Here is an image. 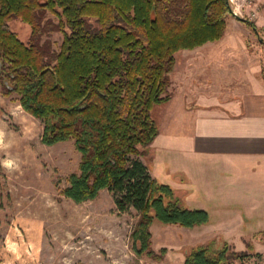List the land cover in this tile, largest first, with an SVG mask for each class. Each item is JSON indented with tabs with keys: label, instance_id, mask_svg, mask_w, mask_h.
Returning <instances> with one entry per match:
<instances>
[{
	"label": "trees",
	"instance_id": "obj_1",
	"mask_svg": "<svg viewBox=\"0 0 264 264\" xmlns=\"http://www.w3.org/2000/svg\"><path fill=\"white\" fill-rule=\"evenodd\" d=\"M232 14L229 0H0L2 93L42 122V144L74 141L80 164L66 198L83 204L107 190L120 213H138V255L152 252L155 221L193 229L209 220L182 207L142 159L173 96L176 53L222 39ZM16 20L31 28L27 44L11 29ZM49 31L63 35L57 51L41 44ZM206 251L184 264H221Z\"/></svg>",
	"mask_w": 264,
	"mask_h": 264
},
{
	"label": "rangeland",
	"instance_id": "obj_2",
	"mask_svg": "<svg viewBox=\"0 0 264 264\" xmlns=\"http://www.w3.org/2000/svg\"><path fill=\"white\" fill-rule=\"evenodd\" d=\"M229 1L233 14L222 39L176 53L175 88L181 82L178 73L184 71L183 58H247L249 70L257 71L264 84V0ZM47 19L57 22L51 14ZM10 26L23 43L29 42L27 24L16 20ZM62 41L59 31H49L41 44L53 52ZM188 101L178 94L165 111L164 132L154 148L174 146L165 137L176 125L168 124V116H180ZM42 134V122L0 87V264H184L200 249L221 264H264V206L254 214H234L236 203L228 209L231 214H208V222L193 229L155 221L152 252L138 255L132 237L138 213H120L107 190L83 204L66 198L63 190L78 170L80 154L74 141L45 146ZM145 161L150 167L151 159Z\"/></svg>",
	"mask_w": 264,
	"mask_h": 264
},
{
	"label": "crops",
	"instance_id": "obj_3",
	"mask_svg": "<svg viewBox=\"0 0 264 264\" xmlns=\"http://www.w3.org/2000/svg\"><path fill=\"white\" fill-rule=\"evenodd\" d=\"M183 59L181 82L175 88L172 78V99L157 114L161 136L165 111L178 94L189 98L168 116L176 125L165 137L176 143L156 149L158 135L142 160L186 209L231 214L236 203L234 214H254L264 206V84L247 58Z\"/></svg>",
	"mask_w": 264,
	"mask_h": 264
},
{
	"label": "water",
	"instance_id": "obj_4",
	"mask_svg": "<svg viewBox=\"0 0 264 264\" xmlns=\"http://www.w3.org/2000/svg\"><path fill=\"white\" fill-rule=\"evenodd\" d=\"M234 15H235L236 18H239L240 19V17H238L236 14H234Z\"/></svg>",
	"mask_w": 264,
	"mask_h": 264
}]
</instances>
